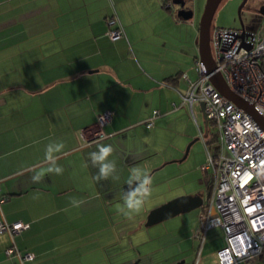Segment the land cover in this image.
<instances>
[{
    "label": "crops",
    "instance_id": "obj_1",
    "mask_svg": "<svg viewBox=\"0 0 264 264\" xmlns=\"http://www.w3.org/2000/svg\"><path fill=\"white\" fill-rule=\"evenodd\" d=\"M163 1L0 0V218L25 224L0 233V264H22L6 253L11 245L34 264H218L223 230L206 226L214 207L204 176L212 175L202 155L190 158L201 138L207 158L208 133L199 102L183 101L198 29ZM116 26L122 34L111 39ZM105 112L111 118L99 127ZM49 143H63L64 171L34 183ZM100 145L114 149L118 179H94ZM133 166L151 175L152 195L128 218L117 206ZM182 195L202 205L146 225L151 209ZM235 264H264V249Z\"/></svg>",
    "mask_w": 264,
    "mask_h": 264
},
{
    "label": "built area",
    "instance_id": "obj_2",
    "mask_svg": "<svg viewBox=\"0 0 264 264\" xmlns=\"http://www.w3.org/2000/svg\"><path fill=\"white\" fill-rule=\"evenodd\" d=\"M115 22L110 20L111 25ZM107 33L116 39L122 30L116 26ZM210 48L216 70L229 89L264 116V21L255 31L215 27L210 32ZM195 68L197 78L189 81L183 101L190 106L202 102L205 117L217 132L216 147L213 151L207 149L206 162L201 167L211 172L213 183L214 213L206 219V226L219 225L223 230L225 243L216 252L218 264L248 261L264 249V131L215 88L199 59ZM110 118L108 112L101 114L97 125L102 126ZM152 118L145 121L146 126L153 124ZM24 227L20 221L9 223L0 218V233L6 231L12 236ZM6 253L16 254L22 264H34L33 254L21 253L15 245Z\"/></svg>",
    "mask_w": 264,
    "mask_h": 264
},
{
    "label": "water",
    "instance_id": "obj_3",
    "mask_svg": "<svg viewBox=\"0 0 264 264\" xmlns=\"http://www.w3.org/2000/svg\"><path fill=\"white\" fill-rule=\"evenodd\" d=\"M221 1L222 0H205L204 2L203 10L198 22L197 40L199 62L204 69V73L209 76V80L215 86V88L222 95L247 112L264 131V116L259 113L251 103L232 92L229 89L222 74L216 70V62L212 56L210 48V28L213 16ZM171 2L179 6V10L177 12L179 16L183 17L184 19H188L192 16V9L185 7V0H171ZM246 2L247 0H242L237 12L241 28H245L241 17V9ZM257 10L264 14V5L259 6ZM200 104L203 108V103L201 102ZM202 202L203 199L199 195H182L170 199L169 201L149 211L146 219V225H151L171 218L179 213L198 208L202 205Z\"/></svg>",
    "mask_w": 264,
    "mask_h": 264
},
{
    "label": "clouds",
    "instance_id": "obj_4",
    "mask_svg": "<svg viewBox=\"0 0 264 264\" xmlns=\"http://www.w3.org/2000/svg\"><path fill=\"white\" fill-rule=\"evenodd\" d=\"M64 148L63 143H49L45 149L44 155V167L39 171H35L32 176L34 183L40 182L46 174L54 173L61 175L64 169L57 165L58 156ZM114 149L111 145H100L98 150L91 153V164L93 167L98 168V173L94 177L96 181L101 179L107 180L110 176L118 179V176H114L116 173L115 161L109 159ZM33 170V169H28ZM153 183L151 175L142 170L139 167L133 166L130 168V174L126 180L128 185L127 191L123 193V205H118L117 210L125 217L131 218L134 214H139L144 206L145 201L151 197ZM83 201L73 200L72 205L74 207H80Z\"/></svg>",
    "mask_w": 264,
    "mask_h": 264
},
{
    "label": "rangeland",
    "instance_id": "obj_5",
    "mask_svg": "<svg viewBox=\"0 0 264 264\" xmlns=\"http://www.w3.org/2000/svg\"><path fill=\"white\" fill-rule=\"evenodd\" d=\"M195 0H188V4L189 6L193 9L192 10V18L194 20V23L198 29V22L203 10V6H204V2L205 0H200V2H198L195 5L194 4ZM242 2V0H222L221 3L219 4L214 16H213V20H212V24H211V34L212 31L215 27H240V22H239V18H238V7L240 5V3ZM175 6H177L176 4H174ZM261 5V0H247V2L245 3V5L242 7L241 9V17L244 23V27L247 30H251V31H255L257 28H259L260 24L263 23L264 21V14L260 13L257 9L258 7ZM197 71H196V76L193 79V81L196 80L197 78ZM197 105V110H198V114L199 117L201 118V129L204 135H206L207 133L209 134L210 131L211 132H215L216 130V126L213 123H207L206 124V117L204 116V112L202 107L200 106V103H196ZM201 137H199L200 139ZM195 143V142H194ZM193 143V144H194ZM200 143L201 146L198 149L197 145L193 148L192 151V155L190 158H192V161L194 162V160H196V158L200 159L201 155H202V159H206V150H205V146L202 142V138L200 139ZM192 144V145H193ZM202 147V148H201ZM189 161V159H188ZM186 163V162H185ZM199 186L203 185L199 182L198 180H196ZM204 191V189H203ZM175 198V197H173ZM207 198V193L205 192V197L204 199L206 200ZM204 209H206L205 204H204ZM169 220H165L166 222L170 221ZM162 223V222H161ZM216 239L218 238V240L221 241V237L220 235L217 234V232L215 233Z\"/></svg>",
    "mask_w": 264,
    "mask_h": 264
},
{
    "label": "trees",
    "instance_id": "obj_6",
    "mask_svg": "<svg viewBox=\"0 0 264 264\" xmlns=\"http://www.w3.org/2000/svg\"><path fill=\"white\" fill-rule=\"evenodd\" d=\"M167 1L168 0H164L163 4H164L165 7L169 8V5H168ZM206 120H207L208 123H213V122L209 121L207 118H206ZM216 140H217V132H216V130H215V132H211L210 131V133L208 134V136L205 139L206 148L208 150L213 151L215 149V147H216ZM205 177H206V179H205ZM204 181H205L206 189L209 191L211 189V187H212L211 176L205 174Z\"/></svg>",
    "mask_w": 264,
    "mask_h": 264
},
{
    "label": "flooded vegetation",
    "instance_id": "obj_7",
    "mask_svg": "<svg viewBox=\"0 0 264 264\" xmlns=\"http://www.w3.org/2000/svg\"><path fill=\"white\" fill-rule=\"evenodd\" d=\"M261 5H264V0H261ZM261 5H260V6H261Z\"/></svg>",
    "mask_w": 264,
    "mask_h": 264
}]
</instances>
